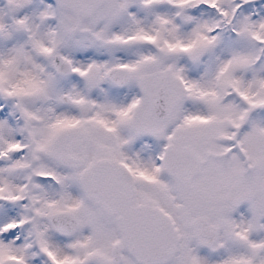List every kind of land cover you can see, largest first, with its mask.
I'll return each mask as SVG.
<instances>
[{
    "label": "snow or ice",
    "instance_id": "1",
    "mask_svg": "<svg viewBox=\"0 0 264 264\" xmlns=\"http://www.w3.org/2000/svg\"><path fill=\"white\" fill-rule=\"evenodd\" d=\"M0 264H264V0H0Z\"/></svg>",
    "mask_w": 264,
    "mask_h": 264
}]
</instances>
